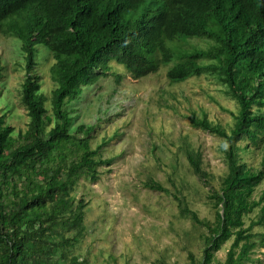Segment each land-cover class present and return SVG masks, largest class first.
Instances as JSON below:
<instances>
[{
    "label": "trees",
    "instance_id": "trees-1",
    "mask_svg": "<svg viewBox=\"0 0 264 264\" xmlns=\"http://www.w3.org/2000/svg\"><path fill=\"white\" fill-rule=\"evenodd\" d=\"M2 36L21 43L20 104L29 123L15 137L0 114V264H88L75 255L87 229L85 201L73 193L81 179L97 182L98 168L113 160L92 149L95 125L73 129V107L86 89L113 75L112 64L135 81L161 67H169L171 83L207 76L236 103L229 129L206 115L191 118L194 128L223 142L227 171L221 187L208 192L215 221L200 220L177 201L183 217L207 230L202 257L197 262L191 256V264H214L228 242L219 264H245L264 246V235L259 243L253 232L264 227V191L254 198L264 166L256 169L242 157L264 146V0H0ZM198 39L212 46L179 52ZM39 48L51 62L50 96L37 73ZM187 158L193 174L210 186L201 153ZM147 188L164 190L152 183ZM256 210L257 221L246 227L245 218Z\"/></svg>",
    "mask_w": 264,
    "mask_h": 264
},
{
    "label": "rangeland",
    "instance_id": "rangeland-1",
    "mask_svg": "<svg viewBox=\"0 0 264 264\" xmlns=\"http://www.w3.org/2000/svg\"><path fill=\"white\" fill-rule=\"evenodd\" d=\"M206 39L190 41L179 52L207 50ZM39 57L37 73L42 77V92L50 96L51 62ZM21 43L0 37V114L15 128V137L25 132L29 118L20 104L24 77ZM169 67L140 80H132L126 69L112 64L109 78L86 89L74 105V128L96 126L90 136L93 150L100 148L103 160L111 166L98 168L99 179H81L75 200L85 201L87 234L75 255L88 264H191L202 257V235L207 230L181 215L179 199L200 220L215 221L209 200L211 186L219 189L226 174L219 137L191 125V118L208 119L231 128L238 108L213 79L194 77L184 83H171ZM119 76V80L115 77ZM118 81V82H117ZM81 139L84 134H79ZM201 153L202 168L209 176L204 185L192 172L187 153ZM256 169L264 166V146L242 155ZM152 183L164 190H152ZM264 182L256 190L258 200ZM77 201V202H78ZM259 210L245 218L246 227L257 221ZM253 232L260 238L264 227ZM232 242L216 253L214 264L223 263ZM245 264H264L260 246Z\"/></svg>",
    "mask_w": 264,
    "mask_h": 264
}]
</instances>
